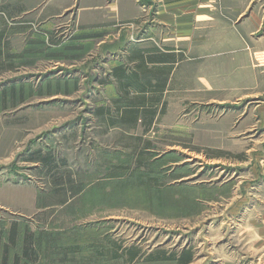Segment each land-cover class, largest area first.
<instances>
[{
	"label": "rangeland",
	"instance_id": "rangeland-1",
	"mask_svg": "<svg viewBox=\"0 0 264 264\" xmlns=\"http://www.w3.org/2000/svg\"><path fill=\"white\" fill-rule=\"evenodd\" d=\"M136 1L150 15L140 14L123 31L161 28L155 15L164 1ZM21 3L26 17L46 16L50 24L40 39L42 23L11 40L12 70L0 69V98L7 97L0 101V184L8 185L0 233L13 223L20 238L28 230L51 233L62 248L76 247L80 260L64 264H177L185 253L191 264H223L236 252L237 264H249L237 224L253 221L247 209L258 214L264 206V78L243 80L261 88L223 90L217 76L203 73L205 60L190 57L154 125L109 128L96 111L113 98L106 75L120 53L106 47L120 35L85 42L75 25L76 5L59 12L51 0H0V19L17 23ZM21 87L26 95L18 104L10 91ZM31 156L48 157L52 169ZM149 180L155 184L148 187ZM92 242L103 258H94ZM128 251L139 255L131 262Z\"/></svg>",
	"mask_w": 264,
	"mask_h": 264
},
{
	"label": "crops",
	"instance_id": "crops-1",
	"mask_svg": "<svg viewBox=\"0 0 264 264\" xmlns=\"http://www.w3.org/2000/svg\"><path fill=\"white\" fill-rule=\"evenodd\" d=\"M163 1L164 5L158 8L155 15L163 22L162 27L141 26V33H132L130 30L123 31L128 26L126 23L137 22L140 14L150 15L151 11L141 8L136 0H51L50 4L55 5L59 12H65L76 5L75 25L80 39L86 40L85 42L99 44L105 37L120 35L106 47L107 53L111 55L120 53V59L110 61L106 76L113 85V98L106 105L107 109L98 107V120L106 121L105 118L115 115L118 101L124 103L131 98L130 101L142 102L146 108L149 104L154 106L155 113L150 126L154 125L158 107L163 103L165 95L175 90L172 86L178 83V72L190 57L204 59L206 71L203 73L217 76L218 81L223 83L220 86L223 90L240 92L242 86L257 84L258 78H264V0ZM25 7L21 3L16 10L17 18L14 20L17 23L11 24L6 18L0 19V51L3 55L14 56L10 41L25 38L37 31L36 25L42 23L37 31L42 32L39 39L49 31H45L50 24L47 23V17L44 20L26 17L28 14ZM53 15L59 17L56 12ZM119 22L122 23L121 26H117ZM155 38L161 43H155ZM9 70H12V65L8 66ZM231 74L233 80L230 78ZM247 77L253 84L243 85V80ZM253 86L261 88V85ZM16 90L15 96L10 94V97L18 103L19 94ZM6 99L7 97L5 101ZM0 101H4L3 97ZM100 109H104L103 116ZM262 113L264 118V111ZM140 126L144 127L142 120L134 126L126 123L108 125L109 128L124 130ZM0 186V201L3 202L6 198L1 193L8 185ZM242 191L248 197H256L251 191L246 192L244 188ZM261 193L264 198V188ZM259 200L261 199L257 197L256 201ZM262 207L258 214L255 209H247L249 212L245 217L253 221L246 226L237 224V230L241 229L240 233L243 231L246 235L244 252L249 258V264H264V206ZM256 215L261 218L258 223L251 219ZM236 254L237 252L230 253L223 264H237L238 260L234 258ZM239 258L242 259L241 256Z\"/></svg>",
	"mask_w": 264,
	"mask_h": 264
},
{
	"label": "trees",
	"instance_id": "trees-1",
	"mask_svg": "<svg viewBox=\"0 0 264 264\" xmlns=\"http://www.w3.org/2000/svg\"><path fill=\"white\" fill-rule=\"evenodd\" d=\"M12 58V55H3V53L0 51V69L11 66L8 62H10ZM56 87L58 88V84L56 85ZM24 88L25 87H21L16 90L17 94H19L20 104L23 103L25 99L26 91ZM10 94L15 96V88L11 89ZM135 99H137V97ZM130 100L132 99L130 98ZM130 100H125L124 103L121 102V100L118 101V103L116 104V113L115 115H111L109 119H106L107 123L111 126L119 123H126L127 125L134 126L139 122V120H142L144 128L147 129L148 127H150L153 121L152 116L155 113L154 106L149 104V106L146 108L145 106H143L142 102L140 104ZM141 107H143L142 110ZM103 110L104 109H100V111L102 112V116ZM29 160L34 163H41V161L43 160L45 166L49 169H52V162L51 159L50 161H48V157L39 158L37 156H31ZM146 183L149 187L152 186L153 183L155 184V181L152 180V182L150 183L149 180ZM63 192L64 194L66 193L65 191ZM10 227L11 228L7 233H0V264H54L55 259H59L58 261L61 262V264H64L66 259H69L71 262L74 261V263L80 260L76 258L75 253L77 252V250L75 245L62 248V246L57 245V241L54 240L51 233H47L45 231L34 233L28 230L24 231L20 238V230L18 225L16 223H13V225H11ZM18 238H20V240H18ZM91 247V253L94 255V258H103V249L100 248L101 246L98 242H92ZM126 253L129 255L128 259L131 262L135 260L139 255V253H137L136 251H128ZM89 259L90 258H81V260L84 262H88ZM191 259V255L189 253L181 254L177 258L176 263L188 264Z\"/></svg>",
	"mask_w": 264,
	"mask_h": 264
},
{
	"label": "built area",
	"instance_id": "built-area-1",
	"mask_svg": "<svg viewBox=\"0 0 264 264\" xmlns=\"http://www.w3.org/2000/svg\"><path fill=\"white\" fill-rule=\"evenodd\" d=\"M140 1V0H139Z\"/></svg>",
	"mask_w": 264,
	"mask_h": 264
}]
</instances>
